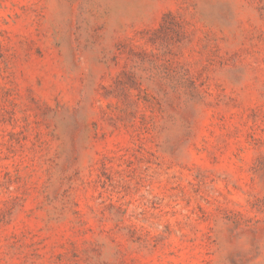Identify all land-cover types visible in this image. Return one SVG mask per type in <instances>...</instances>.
I'll list each match as a JSON object with an SVG mask.
<instances>
[{
    "label": "rangeland",
    "instance_id": "1",
    "mask_svg": "<svg viewBox=\"0 0 264 264\" xmlns=\"http://www.w3.org/2000/svg\"><path fill=\"white\" fill-rule=\"evenodd\" d=\"M0 264H264V0H0Z\"/></svg>",
    "mask_w": 264,
    "mask_h": 264
}]
</instances>
